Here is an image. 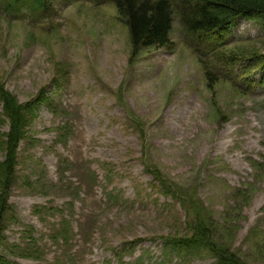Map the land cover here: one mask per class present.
Wrapping results in <instances>:
<instances>
[{
  "label": "rangeland",
  "instance_id": "374dc122",
  "mask_svg": "<svg viewBox=\"0 0 264 264\" xmlns=\"http://www.w3.org/2000/svg\"><path fill=\"white\" fill-rule=\"evenodd\" d=\"M56 7L0 14V89L36 101L0 264H264V16L134 54L114 0Z\"/></svg>",
  "mask_w": 264,
  "mask_h": 264
},
{
  "label": "trees",
  "instance_id": "16d2710c",
  "mask_svg": "<svg viewBox=\"0 0 264 264\" xmlns=\"http://www.w3.org/2000/svg\"><path fill=\"white\" fill-rule=\"evenodd\" d=\"M0 1H2V9L11 16L16 17L24 10H26L25 16H32L33 19L51 14L48 12L51 9L52 0H32V5L28 3L30 0ZM116 3L119 10L127 18L134 54L142 48L168 47L171 45L170 34L175 13L180 16L187 34L193 40H197L196 48L214 45L217 40L213 37V33L225 31L240 17H249L254 14L264 16V0H179V2L173 0H116ZM36 20L38 19L34 21ZM42 21L39 20V22ZM0 97L3 101L1 118L6 119L9 125L4 140H0V148L5 154L4 159L0 160L1 227L9 202L8 198L14 184L18 149L33 117L36 101L24 105L20 104L4 88L0 89ZM65 230L63 235L68 233V237L64 239L67 243L71 238H69L68 229ZM208 240L210 241V238ZM209 243L213 245L212 239ZM223 256L221 259H225V261L223 260L224 264H234V262L227 260L225 255Z\"/></svg>",
  "mask_w": 264,
  "mask_h": 264
}]
</instances>
